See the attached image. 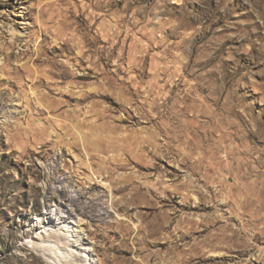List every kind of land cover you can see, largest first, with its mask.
<instances>
[{
    "label": "rangeland",
    "instance_id": "374dc122",
    "mask_svg": "<svg viewBox=\"0 0 264 264\" xmlns=\"http://www.w3.org/2000/svg\"><path fill=\"white\" fill-rule=\"evenodd\" d=\"M49 209L97 264H264V0H0V264Z\"/></svg>",
    "mask_w": 264,
    "mask_h": 264
},
{
    "label": "bare ground",
    "instance_id": "6f19581e",
    "mask_svg": "<svg viewBox=\"0 0 264 264\" xmlns=\"http://www.w3.org/2000/svg\"><path fill=\"white\" fill-rule=\"evenodd\" d=\"M54 211L55 209H49L32 217L31 224L42 227V231L37 234L38 240L34 241L41 256L51 264H97L92 246L83 236V229L79 224L69 220V217L65 218L66 214L57 223Z\"/></svg>",
    "mask_w": 264,
    "mask_h": 264
}]
</instances>
